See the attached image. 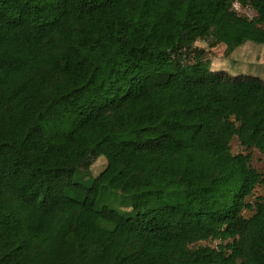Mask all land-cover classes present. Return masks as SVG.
Segmentation results:
<instances>
[{"label":"trees","instance_id":"trees-1","mask_svg":"<svg viewBox=\"0 0 264 264\" xmlns=\"http://www.w3.org/2000/svg\"><path fill=\"white\" fill-rule=\"evenodd\" d=\"M184 17L264 47V0H0V264H264V79L172 67Z\"/></svg>","mask_w":264,"mask_h":264},{"label":"rangeland","instance_id":"rangeland-1","mask_svg":"<svg viewBox=\"0 0 264 264\" xmlns=\"http://www.w3.org/2000/svg\"><path fill=\"white\" fill-rule=\"evenodd\" d=\"M182 0H170L172 4ZM235 10L238 14L248 18L255 17V12L249 8H241L235 4ZM193 24L191 17L183 18V31L185 35L174 49L168 51L171 61V66L178 68L188 65H199L209 71L217 73H226L232 77L250 76L264 79V47L252 46L249 43H243L238 37L232 36L225 39L217 40L214 36L213 29H208L205 33H191L190 27ZM206 103L209 108H216L217 104L212 96L206 98ZM120 128V123H112L102 128V136L111 134ZM231 150L233 154L244 153L239 146L237 139L231 142ZM88 149L81 148L74 152L69 158V164H79L84 169H88L91 160L84 158L87 155ZM83 155V156H82ZM253 167L261 173L264 179V154L257 150L252 153ZM261 198L264 201V182L258 185L248 201L252 203L255 198ZM100 206H109L122 213L130 210L128 198L120 193L102 190L100 199L97 203ZM246 217L251 213L244 212ZM202 245L215 246L217 241L202 242Z\"/></svg>","mask_w":264,"mask_h":264}]
</instances>
